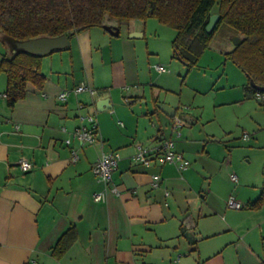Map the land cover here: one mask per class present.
<instances>
[{
  "label": "crops",
  "instance_id": "0c3cea01",
  "mask_svg": "<svg viewBox=\"0 0 264 264\" xmlns=\"http://www.w3.org/2000/svg\"><path fill=\"white\" fill-rule=\"evenodd\" d=\"M130 32V36L122 35L120 28L119 35L113 36L103 27H94L67 37L66 46L42 56L40 70L47 79L43 89L29 84L26 97L13 108L6 103V75L0 72V264H27L31 260L36 264H159L153 253L171 256L170 249L178 248L176 241L180 244L181 238L188 237V230L197 234L198 224L190 208L181 215L170 208L168 201L190 189L184 172L169 164L145 168L131 159L135 144L153 146L167 138L174 140L176 151L189 161L185 147L178 143L183 121L180 136L172 127L178 107L172 105L168 93L162 100L153 99L155 93L159 97L163 90L171 92L162 76L166 69L161 66L163 70L158 71L154 66L160 55L149 44L135 40L146 36L144 29L134 28L127 34ZM239 81L240 105H264V97L245 99L247 76ZM81 84L96 93H74ZM64 90L71 92L61 102L58 97ZM146 90L151 93L154 109H147L139 118L147 127L135 134L130 128L121 130L115 95L123 96L125 103L129 99L146 103ZM104 99L109 100V107L98 109L97 102ZM157 103L173 109L174 116H168ZM158 111L170 119V135L152 120ZM84 114L95 116L98 139L94 144L81 145L73 137L77 128L89 125L80 118ZM67 139L70 145L65 144ZM73 150L78 153L76 161H72ZM110 152H116L119 158L109 187L116 186L119 194L108 188L106 199L96 202L93 194L103 191L105 185L98 181L92 167ZM22 159L31 163L30 171L19 166ZM155 174L161 179L157 188L151 185ZM252 189L254 195L246 204L260 196L264 183ZM248 211L264 238V204ZM70 228L77 232V239L57 259L52 249ZM192 244L197 252V241ZM225 244L228 247L229 243ZM247 249L255 264H264V249L262 254ZM219 255L207 260L214 258L215 264H227L224 259L218 260Z\"/></svg>",
  "mask_w": 264,
  "mask_h": 264
},
{
  "label": "rangeland",
  "instance_id": "374dc122",
  "mask_svg": "<svg viewBox=\"0 0 264 264\" xmlns=\"http://www.w3.org/2000/svg\"><path fill=\"white\" fill-rule=\"evenodd\" d=\"M216 10L217 6L213 11ZM134 28L144 29L146 36L135 40L157 50L161 60L156 65L166 69L162 76L171 92L163 90L160 98L155 93L153 99L162 100L168 93L183 121L178 143L185 147L190 162L182 174L190 189L179 192L176 200L168 199L170 208L181 215L190 208L198 224L197 234L188 230V237L181 238L180 244L176 241L178 248L170 249L171 256L153 253V258L159 264H215L216 259H207L220 253L218 260L224 259L227 264H255L247 248L262 254L264 238L245 205L254 195L252 188L264 183V105L237 102L241 98L239 78L246 75L225 58V53L234 48V39L241 38L240 34L227 24H220L198 65L188 72L181 60L173 58L171 43L177 33L175 29L154 18L132 20L122 24V35L130 36L132 32H127ZM10 49L4 32L0 31V53L7 54ZM151 97L146 90V106L143 99L135 102L129 99L127 102H131L125 103L123 96L115 95L117 122L124 123V127L119 126L121 130L130 128L135 134L147 127L139 115L154 109ZM158 114L152 120L170 135V119L160 111ZM244 134L249 136L248 140H244ZM231 196L241 202V209L228 208ZM205 235L211 238L205 239ZM194 240L197 252L193 251ZM225 243H229L228 247Z\"/></svg>",
  "mask_w": 264,
  "mask_h": 264
},
{
  "label": "trees",
  "instance_id": "16d2710c",
  "mask_svg": "<svg viewBox=\"0 0 264 264\" xmlns=\"http://www.w3.org/2000/svg\"><path fill=\"white\" fill-rule=\"evenodd\" d=\"M213 14L220 19L208 34L205 28ZM150 18L176 30L173 56L181 59L188 72L198 65L220 24L235 29L241 41L225 53V58L248 77L243 86L245 99L264 97L249 82L253 79L264 86V0H0V31L12 51L0 59V72L6 75L4 95L8 107L13 108L26 97L29 84L43 89L47 80L40 70L42 56L16 44L41 37L70 38L94 27L121 28L125 22ZM263 204L264 189L245 207L258 210ZM76 239L74 228L68 229L53 247V257L61 258Z\"/></svg>",
  "mask_w": 264,
  "mask_h": 264
},
{
  "label": "built area",
  "instance_id": "2783aa9c",
  "mask_svg": "<svg viewBox=\"0 0 264 264\" xmlns=\"http://www.w3.org/2000/svg\"><path fill=\"white\" fill-rule=\"evenodd\" d=\"M156 70L162 71L163 68L161 66H155ZM83 91H89L92 95L96 93V90L86 86L85 84H81L76 87L73 92L80 93ZM71 91L64 90L59 95V100L61 102H65L69 96ZM5 96V95H4ZM262 97V96H259ZM83 106L80 105V108ZM81 120H84L89 123L88 126H82L77 128L73 137L81 144H94L98 139V131H97V122L93 115L85 114L82 115ZM123 125L122 123H120ZM182 126V120L179 117H175L173 123V130L175 131L177 137L180 136V127ZM63 131H66L63 129ZM244 140H248L249 136L247 134L243 135ZM71 140H65L66 145H70ZM72 161H76L78 157L77 151H72ZM118 154L116 152H110L103 154L93 165L92 172L98 179V181L102 182L105 185V189L103 191H99L93 194V199L96 202H102L106 199V189H110V191L114 194H119V190L116 186L109 187V184L113 182V174L118 167ZM132 161L135 164L142 165L145 168H151L155 166H164V165H174L180 172H184L188 170L190 167V162L184 157V155L175 149V142L172 139L163 138L160 139L153 146H146L141 143H137L134 146V152L131 156ZM19 166L25 171H30L32 165L29 161L22 159L19 163ZM233 181H237L235 176H231ZM160 176L155 174L152 176L151 185L153 188H157L160 183ZM166 195H169L168 192ZM227 206L230 209H241L243 205L240 201H237L233 196H231L227 201ZM27 264H36L34 260L29 261Z\"/></svg>",
  "mask_w": 264,
  "mask_h": 264
},
{
  "label": "water",
  "instance_id": "95a60500",
  "mask_svg": "<svg viewBox=\"0 0 264 264\" xmlns=\"http://www.w3.org/2000/svg\"><path fill=\"white\" fill-rule=\"evenodd\" d=\"M220 19V16L218 14H213L211 15L208 24L206 25V32L208 34H211L213 32V30L215 29L218 21ZM103 28L109 32L111 35L113 36H117L120 33V28L118 26H109V25H104ZM131 37H136L131 36ZM241 41L240 37H237L234 39V45H238ZM68 43V38L66 35H62L60 37H56V38H50V37H41V38H37V39H32V40H28V41H24V42H20L18 43V48L27 51L29 53L32 54H36V55H40L43 56L47 53H50L56 49H60L63 48L64 46H66ZM179 60H181L180 58H178ZM250 85L255 88L256 90L264 93V86H259L257 85L253 79H250ZM109 103L108 99H104L101 100L99 102H97V107L98 109H102V107H109V105L107 104ZM160 109H162L168 116L172 117L174 116L175 112L173 109L168 108L167 106H159ZM166 109L170 110V112L166 111Z\"/></svg>",
  "mask_w": 264,
  "mask_h": 264
}]
</instances>
